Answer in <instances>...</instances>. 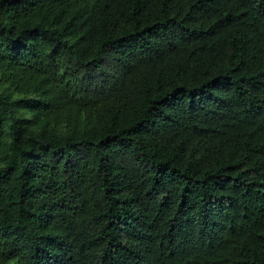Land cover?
Returning <instances> with one entry per match:
<instances>
[{
	"label": "trees",
	"instance_id": "obj_1",
	"mask_svg": "<svg viewBox=\"0 0 264 264\" xmlns=\"http://www.w3.org/2000/svg\"><path fill=\"white\" fill-rule=\"evenodd\" d=\"M0 264H264V0H0Z\"/></svg>",
	"mask_w": 264,
	"mask_h": 264
}]
</instances>
